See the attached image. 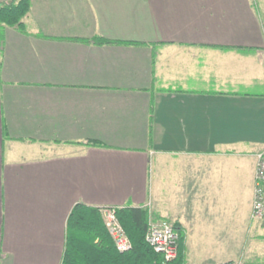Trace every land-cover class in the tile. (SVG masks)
Masks as SVG:
<instances>
[{
	"label": "crops",
	"instance_id": "crops-1",
	"mask_svg": "<svg viewBox=\"0 0 264 264\" xmlns=\"http://www.w3.org/2000/svg\"><path fill=\"white\" fill-rule=\"evenodd\" d=\"M30 3L0 28V264H61L78 203L180 224L186 262L264 264V92L240 87L264 0Z\"/></svg>",
	"mask_w": 264,
	"mask_h": 264
},
{
	"label": "trees",
	"instance_id": "trees-1",
	"mask_svg": "<svg viewBox=\"0 0 264 264\" xmlns=\"http://www.w3.org/2000/svg\"><path fill=\"white\" fill-rule=\"evenodd\" d=\"M30 0H18L10 4L0 3V28L16 27L27 34L24 17L30 11ZM97 44L109 43L99 39ZM90 143V144H89ZM89 145H101L88 142ZM118 217L133 243L128 252H118L108 233L100 209L83 203L76 204L67 220L66 245L61 264H184L185 235L178 223H174L180 235L178 256L166 262L146 242L149 211L142 207L118 209Z\"/></svg>",
	"mask_w": 264,
	"mask_h": 264
},
{
	"label": "built area",
	"instance_id": "built-area-1",
	"mask_svg": "<svg viewBox=\"0 0 264 264\" xmlns=\"http://www.w3.org/2000/svg\"><path fill=\"white\" fill-rule=\"evenodd\" d=\"M256 170L254 177V200L252 219L264 222V149L256 154ZM104 225L110 234L118 252L124 253L133 249V243L118 217V207L99 208ZM180 235L174 223L166 219H156L149 213L146 242L156 253L164 256L166 262L175 260L179 251ZM184 264H200L185 262ZM201 264H243L240 260L224 262L210 261Z\"/></svg>",
	"mask_w": 264,
	"mask_h": 264
},
{
	"label": "rangeland",
	"instance_id": "rangeland-1",
	"mask_svg": "<svg viewBox=\"0 0 264 264\" xmlns=\"http://www.w3.org/2000/svg\"><path fill=\"white\" fill-rule=\"evenodd\" d=\"M17 1L18 0H15L14 2H17ZM262 15H263V19H264V12H262ZM241 69H242V71H245L244 74H246L247 76L255 75L256 73H258L260 71V67L258 66V64H257V66H255V65L249 63V61L245 63V66L241 65L240 66V70ZM261 72H262V78H263V85H259V84H256V85L255 84L254 85L253 84L252 85L243 84V85H240L241 90L242 91H246V92H250V93H261V92H264V63L262 64ZM259 231L260 230L256 229V233H258ZM255 250H256V247H255V249L253 248V250L250 251L251 253L249 254V256L247 258L254 259ZM234 253H235V251H230L228 254L229 255H234ZM236 260H240L244 264V260L242 258L236 259Z\"/></svg>",
	"mask_w": 264,
	"mask_h": 264
}]
</instances>
